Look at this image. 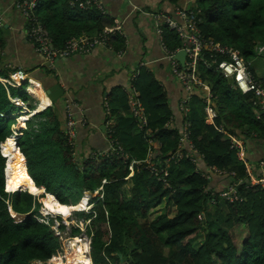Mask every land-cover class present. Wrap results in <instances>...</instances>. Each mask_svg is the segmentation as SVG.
I'll return each instance as SVG.
<instances>
[{"label":"trees","instance_id":"16d2710c","mask_svg":"<svg viewBox=\"0 0 264 264\" xmlns=\"http://www.w3.org/2000/svg\"><path fill=\"white\" fill-rule=\"evenodd\" d=\"M40 1L37 16L57 48H65L72 38L103 32L107 23L112 24L97 7L72 8L69 0H42L40 7ZM166 1L183 6V0ZM191 6L201 10L199 26L204 35L239 49L250 68L257 60L264 63V50L260 51L264 48V0H194ZM162 13L176 17L174 9ZM162 27L169 47H181L178 32L166 24ZM7 38L8 30L0 23V55ZM109 44L121 52L126 38L118 35ZM198 68L211 88L210 105L217 114L212 121L207 120L206 89L196 86L189 111L181 112L182 122L171 123L174 112L165 86L153 70L142 67L130 88L139 101V114L128 90L118 86L109 94L112 118L108 115L106 130L108 144L114 149L110 153L93 151L78 157L56 103L25 122L27 127L17 139L18 155L11 158L5 152L9 175H24L35 188H45L48 195L43 194L42 201L54 209L77 204L85 191H99L92 212H80L90 219L94 264H264V186L252 183L253 177L264 178V164H256L253 152L248 158L247 150L246 162L238 159L232 143L234 136L248 144L264 143L259 97L242 93L216 69L209 54ZM13 71L0 56V264H46L62 252L54 221L39 220L41 203L35 190L11 194L8 191L17 190L11 180L6 181L7 160L1 145L9 141L23 112L36 107L35 98L26 91L27 81L19 87L1 81ZM252 72L264 87V75ZM33 81L29 89L41 85ZM12 98L20 100L16 104ZM186 123L189 136L185 142ZM131 164L134 174L129 177ZM153 166L159 174L153 172ZM230 186L236 194L233 199L224 198L221 193ZM165 202L170 211L165 207L163 216L151 219L149 212ZM50 211L43 210L44 214ZM60 227L65 230L64 225ZM80 231L74 227L73 236Z\"/></svg>","mask_w":264,"mask_h":264},{"label":"crops","instance_id":"0c3cea01","mask_svg":"<svg viewBox=\"0 0 264 264\" xmlns=\"http://www.w3.org/2000/svg\"><path fill=\"white\" fill-rule=\"evenodd\" d=\"M17 1L0 0L2 24L8 30L7 42L0 55L1 60L9 68H23L29 77L42 84V88L36 87L32 90L43 89L45 93V88L56 83L63 87L64 96L56 104L60 105L61 120L66 132L69 111L77 121L73 139L78 157L83 158L93 151H103L108 147L107 130H102V126L110 122L109 94L114 87L121 86L130 92L132 103V98L136 94L131 91V84L142 67L153 70L157 79L165 86L174 112L171 123L179 125L182 122L181 103L190 101L191 92L174 77L170 62L165 59L156 31L155 13H153V11L163 12L174 9V5L166 0H103L108 16L106 21L112 22V24L107 23L106 26L117 22L124 25L126 38L124 54L98 48L90 53L59 58L55 67L49 71L44 56L36 51L33 42L27 36L28 21L25 15L16 9ZM193 1L181 2L183 5L191 6ZM32 95L35 98L36 109L39 98L35 93ZM48 106L55 107V104L51 102ZM35 109L28 108V111L31 113ZM37 121L38 119L35 120ZM184 126L185 134L187 132ZM183 141L186 142V139ZM190 145L191 149L193 145ZM246 150L248 158L249 152H253L251 154L253 160H258L256 164L263 167L264 143L260 141L246 143ZM6 151L16 156L14 150L6 149ZM245 157L247 159V156Z\"/></svg>","mask_w":264,"mask_h":264},{"label":"built area","instance_id":"2783aa9c","mask_svg":"<svg viewBox=\"0 0 264 264\" xmlns=\"http://www.w3.org/2000/svg\"><path fill=\"white\" fill-rule=\"evenodd\" d=\"M69 3L72 8L89 10L92 7H97L102 13L107 14L103 0H69ZM15 6L17 9L21 10L27 18V35L34 42L36 51L44 56L45 64L49 68H54L56 61L59 58L71 57L76 54L90 53L99 47H105L112 52H116L112 44H109V42L118 35L125 37L123 23L117 22L112 26H108L103 32L98 33L96 36L93 35L90 36V38H72L71 41L67 42L65 48H57L54 46L48 30L36 14L39 6V0H20L15 3ZM200 11L201 10L196 6L192 7L189 5H183L175 7L174 14L176 17L172 15H164L162 12L159 13L158 16L154 15L156 19V31L160 38L163 52L165 53V59L171 62L175 75L186 87V89L190 90L192 84L196 81V66L198 67L199 62L201 60H205L206 55L209 54L213 64L216 65V69L220 71L225 78L231 80L233 85H236L242 93H254L257 97H259L258 104L264 112V87L254 76L250 68V62L246 61L239 49L223 45L202 33L199 26L201 17H199L198 13ZM0 23H2L1 16ZM163 24L168 25L171 29H175L178 32L180 39L183 42L181 47L176 50H172L169 47L168 42L164 38ZM111 35L113 36L111 37ZM182 50L186 52V61L184 64H181V62L176 58V55ZM207 51H210V53H207ZM116 53L123 55L124 50ZM32 80L33 79L29 77L23 68H18L14 72H11L9 78H1L3 83H8L15 87H17L18 84L21 85L22 83L28 81V89L31 87ZM28 92L33 94V92L29 90ZM18 100L20 99L12 98V101L16 104ZM131 104L135 107V109H137L136 114H139L140 110L136 108L139 101L133 97ZM206 111L207 114H212V118L214 120L217 114L215 113V115H213L212 111L214 112L215 110L212 107H207ZM67 121L68 129L66 133L70 136L71 140L74 141L73 136L75 134V125L77 121L70 111L68 112ZM13 133H15L13 134L15 137L17 135L16 139H18L21 135V128L19 127L18 130L13 129ZM188 136L189 135L185 133L183 138H188ZM232 143L233 147H236L238 151L241 150L240 140H238L235 136L232 139ZM112 150H114L113 146L112 144H109L108 147L102 151V153L107 154ZM148 162L150 163L149 160ZM130 167L132 172L129 177L134 174V164H131ZM247 169L253 176L252 167L248 165ZM152 170L156 174H159L156 166H153ZM214 170L220 172L217 169ZM164 172L166 175L168 174L167 171ZM103 182H106V180ZM252 183L264 186V178L257 179L253 177ZM100 189H103V187ZM232 189L236 190L234 187H232ZM96 193L99 194V191H96ZM225 193L227 194V198H230V192L225 191Z\"/></svg>","mask_w":264,"mask_h":264},{"label":"rangeland","instance_id":"374dc122","mask_svg":"<svg viewBox=\"0 0 264 264\" xmlns=\"http://www.w3.org/2000/svg\"><path fill=\"white\" fill-rule=\"evenodd\" d=\"M18 1H20V0H18ZM197 4L198 3L196 2L195 5L197 6ZM41 5H42V0L40 1V7H41ZM175 7H177V6H174V9H175ZM40 9L41 8H38L39 11H40ZM19 11H21V10H19ZM37 12L38 11H36V14H37ZM159 13H161V12H157V13H155V15L158 16ZM108 26H112V25H108ZM108 26H105L104 29H106ZM96 35H98V33L95 34V36ZM113 35H111V37ZM91 36H93V35H91ZM82 37L83 38H86V37L90 38L89 35L82 36ZM71 40L72 39H70L69 41H71ZM33 44H34V42H33ZM34 46H35V44H34ZM263 50H264V48H260L261 52ZM2 51H1V53H2ZM251 68H252V71H254V73L258 77H261V76L264 75V63L261 62V60H257L255 62H253V66ZM15 70L16 69L14 68V71ZM172 73H173L174 77L180 82V80L175 75V73L173 71V68H172ZM195 73L198 75V76H196V81L192 84L191 89L190 90L187 89V90L190 91L191 95H192V93L193 94L195 93V87L196 86H200V87L206 89V92L208 94V99L207 100H208V103H209L207 107H211V105H210L211 97H212L211 88H210V86L206 85L203 82L202 78L199 76L200 75V70H199V68L197 66L195 68ZM27 83H28V81H27ZM21 85L18 84L17 87H19ZM39 87L42 88L41 85H39L37 88H39ZM26 91L28 92V85L26 87ZM34 91H35V95H37V97L39 98V101L43 97H45L42 94V92H40L41 89L34 90ZM32 96H34V95H32ZM188 102L187 101H183L181 103V110L182 111H184V112H188L189 111L190 106H189ZM207 107H206V109H207ZM39 111H43V110L42 109L41 110L36 109V110H34V112H31V113L29 112L27 114L29 116V119L33 115L39 113ZM25 113L26 112H23V114H25ZM212 113H213V115H215L216 112L212 111ZM108 115H109L110 118H112L111 112H110V114L108 112ZM207 120L208 121H212L213 120L212 114L208 115V119ZM18 121H21V116L19 117ZM22 124H24V123H22ZM19 127L21 129H24L21 126H19V122H18L17 125L13 126V129L18 130ZM142 127H143V123L140 125V128H142ZM188 127H189V123H186L185 126H184V129L187 132V134L189 135V132L187 131ZM16 137H17V135H16ZM69 139L71 140L70 136H69ZM183 139H187V138H183ZM16 141H17V139H16ZM151 143H153V142L151 141ZM3 146H4L3 148H6L9 151H12V150H16L17 151L18 150V147L16 148L15 141L13 139H11V137L9 138V141L4 143ZM8 146H9V148H8ZM240 147H241V150L237 151L236 155H237L238 159L244 161L246 159V157L244 156L245 151H246V142L241 140V139H240ZM4 153H5V151H4ZM75 154H76V151H75ZM20 160H22V159L20 158ZM129 168L131 169V167H129ZM165 171H167V169H165ZM6 181H7V179H6ZM6 186H7V184H6ZM31 186L32 187H31V189L29 191H34L35 190L37 192V194L34 193V195H38V197L40 196L39 199L37 198L39 200V202L41 203V207L39 208L40 215H37L39 217V220L40 221H44V222H49L50 220L54 221L53 228H54V231H55V235L59 236V238L61 240V245H62L61 255H58V257L53 256L46 264H63L64 262H65V264H80L77 261V259H75V256L73 255V248H72V243L74 242V239H78V237H80L78 239L80 242H78V243L81 244V247L83 248V250L86 251L87 254L91 257V245H90L91 237L89 236V232H88V230H89L88 227L90 225V219H86V217L81 216L80 212H84V213L90 214V212H92V209L90 210V208L94 207L95 203H93V201L98 196V194L96 192L91 193L89 191H85L83 193V196L80 198V201L77 204H75V205L74 204H69L68 206H66V208H64V206H62L61 209H60V207L58 209H54V208H52V207H50L48 205H45L43 203V201H42L43 198H44V196H42V195L45 194V193H43V192H45V188H35L33 185H31ZM8 187H9V185H8ZM228 192H230V194L228 193L230 195V198L233 199V197L231 195L236 194V190L232 189V186H230ZM221 194L223 195L224 198L227 197V194L225 192L221 193ZM90 200H91V202H90ZM75 201L76 200H74L73 202H75ZM88 203H89V205H88ZM165 207H166V210L168 209L170 211L169 205L166 204V202H165V203H163L161 205V207L153 209V210H151L149 212L150 218L151 219H157V218L163 216L164 213H165V210H164ZM46 208L51 209L52 213L51 214H44L43 210H45ZM83 210H86V211H83ZM171 211H172V207H171ZM220 224L222 225L221 221H220ZM60 225H64L65 226V230L61 229ZM213 225H214L215 228L217 227V223L213 224ZM74 227H79L81 229L79 235H77V236H73L74 235V233H73ZM60 256H61L62 259L59 258ZM61 262H63V263H61ZM33 264H44V263L42 261H37V262H34ZM92 264H94L93 260H92Z\"/></svg>","mask_w":264,"mask_h":264},{"label":"bare ground","instance_id":"6f19581e","mask_svg":"<svg viewBox=\"0 0 264 264\" xmlns=\"http://www.w3.org/2000/svg\"><path fill=\"white\" fill-rule=\"evenodd\" d=\"M32 83H35L33 80H32ZM42 85V84H41ZM36 86H38V85H36ZM29 91H31L30 89H28ZM31 92H33V93H35V91L34 90H32ZM40 92H42V94L44 95V96H46L47 94H46V92L44 93L43 92V89H41V91ZM48 104H50L51 105V100H50V98L49 97H43L40 101H39V103H38V106H37V108L36 109H38V110H41V109H44L45 107H47L48 106ZM35 109V110H36ZM47 109V108H46ZM32 112H34V111H32ZM28 113H25V114H23V115H21V121H18L19 122V126H21L22 128H24V127H26V121L29 119V116L27 115ZM34 114V113H33ZM22 123H24V124H22ZM14 136V137H13ZM11 137V139H13L14 141H15V143H16V148L18 147V143H17V141H16V137H15V135H11L10 136ZM10 137H8V138H10ZM6 141V140H5ZM3 144V143H2ZM1 147H2V145H1ZM8 148H9V146H8ZM5 149V148H4ZM19 151H20V149H19V147H18V150L16 151V150H14V154L15 155H18V153H19ZM2 152H3V155L5 156V157H7V182H9L10 180H11V185H12V187L13 188H15L17 191H20V190H30L31 189V182L29 181V179L27 178V177H25L24 175H19V174H17V173H15V172H11V176L9 175V173H8V163H9V159H8V156L4 153V151H3V147H2ZM5 152L9 155V157H11L10 156V154L6 151V149H5ZM21 152V151H20ZM12 158V157H11ZM14 159V158H13ZM22 159H23V157H22ZM18 160V159H17ZM20 160V159H19ZM9 167H10V165H9ZM8 179H9V181H8ZM11 187V186H10ZM11 187V188H12ZM9 189V187H7V190ZM10 190V189H9ZM11 191V190H10ZM11 192H13V191H11ZM16 192V191H15ZM45 194H48V193H46L45 192ZM83 211H86V210H83ZM50 213H52L51 211H50ZM80 237H78V239H79ZM78 239H74V242L72 243V248H73V255L75 256V259H77V261L80 263V264H92V258L87 254V252L86 251H84L83 250V248L81 247V244H79L78 242H80ZM89 246V245H88Z\"/></svg>","mask_w":264,"mask_h":264},{"label":"water","instance_id":"95a60500","mask_svg":"<svg viewBox=\"0 0 264 264\" xmlns=\"http://www.w3.org/2000/svg\"><path fill=\"white\" fill-rule=\"evenodd\" d=\"M176 58L184 64L185 59H186V52L184 50L180 51L177 55ZM45 92L47 96L50 98L51 102L53 104L57 103L63 96H64V89L63 87L56 83L51 85L49 88H45ZM102 130H106V126H102ZM19 146V145H18ZM48 195V194H47Z\"/></svg>","mask_w":264,"mask_h":264},{"label":"clouds","instance_id":"9594fccd","mask_svg":"<svg viewBox=\"0 0 264 264\" xmlns=\"http://www.w3.org/2000/svg\"><path fill=\"white\" fill-rule=\"evenodd\" d=\"M18 105H19V104H18ZM18 119H19V118H18ZM13 134H14V133H13ZM13 134H12V135H13ZM1 151H2V150H1ZM2 155H3V152H2ZM3 156H4V155H3ZM4 157H5V156H4ZM5 158H6V160H7V157H5ZM6 164H7V162H6ZM6 189H7V186H6ZM7 191H8V190H7ZM8 192L11 193V194H12V193L14 194V193H16V192H18V191H16V192H10V191H8ZM90 202H91V200H90ZM93 203H94V202H93ZM88 205H89V203H88ZM88 209H89V208H88ZM88 209H87V210H88ZM91 209H92V208H90V210H91Z\"/></svg>","mask_w":264,"mask_h":264}]
</instances>
